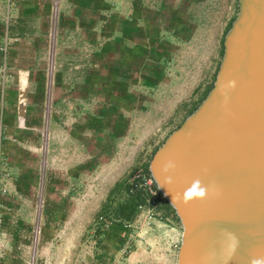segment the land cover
Returning <instances> with one entry per match:
<instances>
[{
	"label": "rangeland",
	"instance_id": "obj_1",
	"mask_svg": "<svg viewBox=\"0 0 264 264\" xmlns=\"http://www.w3.org/2000/svg\"><path fill=\"white\" fill-rule=\"evenodd\" d=\"M61 1L0 0L8 11L0 84L15 93L12 117L0 111V264L18 259L19 264H175L180 221L136 173L147 177L155 148L211 86L237 0H87L105 14L122 1L159 13L158 84L150 87V76L144 78L146 70L138 69L136 99L122 106L101 101V94L110 92L102 83L101 65L96 90L91 89L98 61L93 51L100 41L70 30L59 33ZM88 13L84 29L101 30L104 21ZM31 31H37L36 38L27 37ZM21 71L19 95H25L19 123ZM85 75L87 100L80 101L85 89L78 84ZM113 82V92L123 90L118 79ZM103 105L135 117L122 133L124 147L103 145ZM131 195H137L133 202Z\"/></svg>",
	"mask_w": 264,
	"mask_h": 264
},
{
	"label": "water",
	"instance_id": "obj_2",
	"mask_svg": "<svg viewBox=\"0 0 264 264\" xmlns=\"http://www.w3.org/2000/svg\"><path fill=\"white\" fill-rule=\"evenodd\" d=\"M148 171L180 221L175 264H264V0H237L211 86Z\"/></svg>",
	"mask_w": 264,
	"mask_h": 264
},
{
	"label": "crops",
	"instance_id": "obj_3",
	"mask_svg": "<svg viewBox=\"0 0 264 264\" xmlns=\"http://www.w3.org/2000/svg\"><path fill=\"white\" fill-rule=\"evenodd\" d=\"M155 2V0H153ZM63 3V5H62ZM126 4V5H123ZM152 6V4H150ZM149 7V6H145ZM93 16L95 20H99L101 22L104 21L101 30H92L88 31L84 29L83 23H86V20L89 19V13ZM98 6L89 5L87 0H70L69 4L64 5V0L61 1V5L58 7V17H57V25L60 27L59 33H64L68 30L72 32L73 35L77 37H83L85 39L90 38L92 41L99 40L96 51L94 50L98 61L94 66L95 71L92 73L95 76H90V84L91 89L96 90L98 84V74L100 69V65L104 67L103 85L108 86L110 92L101 94L102 102H117L119 105H124V103H130L135 101L136 91H135V71L138 69L146 70L145 77L148 78L150 76V87H156L158 84V71L159 66L156 64V55L157 47L156 45L159 43V28H160V18L159 13L153 11L152 9H147L144 7H138L134 2L127 1L125 3L122 1V6L113 10L112 12L105 14L102 12ZM33 11H30L32 14ZM7 19H8V11L6 5H4V9L2 8V4L0 2V46L4 44V39L7 38ZM93 21L95 23L96 21ZM86 25V24H85ZM71 26V27H69ZM105 27V28H104ZM104 28V30H102ZM37 31L29 32L28 36L30 39L37 37ZM89 34V35H88ZM54 36V35H53ZM58 37V36H57ZM23 50H27L23 48ZM31 52L36 53V48ZM25 53V51H24ZM24 55V54H22ZM4 54L2 48H0V60L2 61L4 58ZM155 63V64H153ZM98 66V67H97ZM102 68V67H101ZM154 70L156 71L154 73ZM133 71V74L131 75ZM23 73L25 77V72L21 71L18 75V121L22 123L23 120V100L24 94L19 95V77ZM131 75V77H129ZM113 78L118 79L117 85H122L123 90L120 91L117 89V92L112 91V87L115 85L113 82ZM125 78L131 79V86L129 85V81H125ZM88 76L85 75L84 79H80L79 88L82 90L85 89V92H81L79 100H87V83ZM113 83V84H112ZM14 91L12 87L9 85L1 86L0 84V111L3 112L4 116L7 119L12 117L11 113L14 114L15 107L14 105L15 97ZM93 95V94H92ZM95 95H98L95 91ZM85 97V99H84ZM49 97L46 96V99ZM45 99V100H46ZM122 103V104H121ZM108 105H103V109L99 114V118L102 119V126L104 128V138L103 145L105 147L109 144H115V146L119 149L120 146H125L126 136L122 134L124 132V128L131 125V120L135 117L128 115L124 116L123 113L117 109L108 108ZM129 107V106H128ZM49 111L45 112V129L44 136L46 140L47 136V123L49 118ZM81 118V117H80ZM73 131H71V134ZM130 132H128L129 134ZM122 135V136H121ZM118 137H123L121 141L117 142ZM68 138V141L70 137ZM73 139V137H72ZM45 142L42 148V159H41V168H40V184H39V197L40 191L42 189V176L43 169L45 165L44 152L46 149ZM114 147V145H113ZM106 149V148H105ZM40 199V198H39ZM17 264L20 263V260H16Z\"/></svg>",
	"mask_w": 264,
	"mask_h": 264
},
{
	"label": "built area",
	"instance_id": "obj_4",
	"mask_svg": "<svg viewBox=\"0 0 264 264\" xmlns=\"http://www.w3.org/2000/svg\"><path fill=\"white\" fill-rule=\"evenodd\" d=\"M0 69H1V68H0ZM136 176H140V179L142 180L141 182L143 183V186L146 187V189H147L149 192H151V193H153V192L157 193L158 196H159L160 198H162V200L168 202V201L166 200V198L164 197V195H163V194L160 192V190L157 188V186H156V184L154 183L153 178H152V176L150 175L149 171L147 172V177L144 175V173H138V171H137V173H136ZM135 184H136V183L133 182V185H135ZM151 186H152V188H151ZM131 190H132V189H130V191H131ZM99 218H101L100 215H99Z\"/></svg>",
	"mask_w": 264,
	"mask_h": 264
},
{
	"label": "clouds",
	"instance_id": "obj_5",
	"mask_svg": "<svg viewBox=\"0 0 264 264\" xmlns=\"http://www.w3.org/2000/svg\"><path fill=\"white\" fill-rule=\"evenodd\" d=\"M170 167H173V165L171 163H169L168 165L165 166V171ZM193 195L203 197L205 195L204 189L201 188L199 191H197L196 187L194 186L192 189H190L185 194L187 199H191L193 197ZM253 264H260V262L259 261H253Z\"/></svg>",
	"mask_w": 264,
	"mask_h": 264
},
{
	"label": "trees",
	"instance_id": "obj_6",
	"mask_svg": "<svg viewBox=\"0 0 264 264\" xmlns=\"http://www.w3.org/2000/svg\"><path fill=\"white\" fill-rule=\"evenodd\" d=\"M231 20H232V19H231ZM229 24H230V23H229ZM228 26H229V25H228ZM193 109H194V108H193ZM191 111H192V110H191ZM146 169H147V168H146ZM147 172H148V170H147ZM136 196H137V195H131V196H130V202H133V200L137 198ZM167 204L171 207V205H170L168 202H167ZM171 210L174 211L173 208H171Z\"/></svg>",
	"mask_w": 264,
	"mask_h": 264
},
{
	"label": "bare ground",
	"instance_id": "obj_7",
	"mask_svg": "<svg viewBox=\"0 0 264 264\" xmlns=\"http://www.w3.org/2000/svg\"><path fill=\"white\" fill-rule=\"evenodd\" d=\"M180 232H181V230H180Z\"/></svg>",
	"mask_w": 264,
	"mask_h": 264
}]
</instances>
